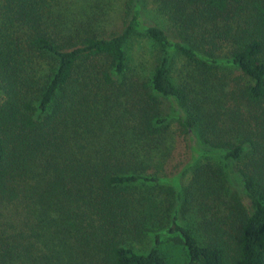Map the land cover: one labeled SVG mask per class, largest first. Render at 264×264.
I'll list each match as a JSON object with an SVG mask.
<instances>
[{"label": "trees", "instance_id": "1", "mask_svg": "<svg viewBox=\"0 0 264 264\" xmlns=\"http://www.w3.org/2000/svg\"><path fill=\"white\" fill-rule=\"evenodd\" d=\"M107 2L0 0V264H264V0Z\"/></svg>", "mask_w": 264, "mask_h": 264}, {"label": "rangeland", "instance_id": "2", "mask_svg": "<svg viewBox=\"0 0 264 264\" xmlns=\"http://www.w3.org/2000/svg\"><path fill=\"white\" fill-rule=\"evenodd\" d=\"M110 2L111 4L107 2L109 8L106 9L102 7L101 12L105 14L109 13V16H105V18H110L113 21V24H115L120 20L119 15L124 11L125 0H110ZM143 16L145 23L157 24L169 33L172 32L170 23L164 17L160 15L156 16L150 5L143 7ZM156 52L157 50L152 42L143 34L134 36L128 44V54L131 64L136 65L138 70H141L146 74H148L152 66H154ZM176 67H179V64H177ZM180 149L181 146L178 145V151L175 154L176 157L181 156L182 151ZM208 158L211 160V162L218 165L224 162L223 157L219 154L210 155ZM227 180L229 183L230 191L233 193H237L242 201L246 203V200L234 176H228ZM179 222L186 227H190L191 229H194L195 227V218L190 215H187L183 218L180 216ZM151 242L152 241L150 240L149 245L145 246L146 249L150 247V245L152 244ZM160 248L168 259L169 264H186L188 260L187 251L181 241V238H179L176 234H164L162 237Z\"/></svg>", "mask_w": 264, "mask_h": 264}]
</instances>
